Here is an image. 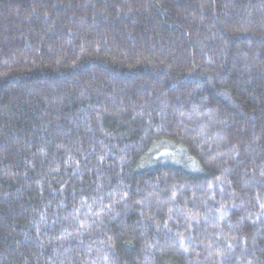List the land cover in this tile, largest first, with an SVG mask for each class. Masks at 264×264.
<instances>
[{"label":"trees","instance_id":"obj_1","mask_svg":"<svg viewBox=\"0 0 264 264\" xmlns=\"http://www.w3.org/2000/svg\"><path fill=\"white\" fill-rule=\"evenodd\" d=\"M0 264H264V0H0Z\"/></svg>","mask_w":264,"mask_h":264}]
</instances>
